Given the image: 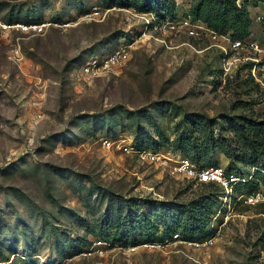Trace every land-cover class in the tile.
<instances>
[{"label": "rangeland", "instance_id": "374dc122", "mask_svg": "<svg viewBox=\"0 0 264 264\" xmlns=\"http://www.w3.org/2000/svg\"><path fill=\"white\" fill-rule=\"evenodd\" d=\"M5 1L4 21L42 27L0 29V264H264V188L254 204L245 194L230 200L175 168L193 161L179 148L187 131L193 142L213 134L230 149L208 165L243 180L264 171L259 159L248 165L239 156L242 134L228 119L262 118L264 89L244 63L227 73L219 48L190 32L194 0H171L175 17L191 20L185 27L142 37L143 11L132 0ZM244 1L264 44V2ZM127 41L134 53L118 70L81 72L92 54ZM205 192L221 200L212 218L221 231L208 248L172 233L152 247L147 234L119 244L101 226L119 199L186 202Z\"/></svg>", "mask_w": 264, "mask_h": 264}, {"label": "trees", "instance_id": "16d2710c", "mask_svg": "<svg viewBox=\"0 0 264 264\" xmlns=\"http://www.w3.org/2000/svg\"><path fill=\"white\" fill-rule=\"evenodd\" d=\"M259 1L264 2V0ZM132 2L135 3L139 11L154 12L159 17L166 15L175 17V9L171 0H132ZM8 4L9 2L0 0V12ZM248 4L247 1L240 4L238 0H194L189 13L221 34H229L232 39H246L253 36L254 24ZM228 119H234L237 130L242 134L240 150L243 153L241 152L239 156L248 165H255L256 159H259L264 166V116L258 118L244 114L237 118L230 116ZM192 135L191 132L185 131L179 148L189 155L198 166H211L208 164L216 151L225 152L230 156V149H228L229 151L225 149L220 139L215 138L213 134L204 136L200 142H193ZM161 146L162 143H157L155 148L158 149ZM231 164L234 165L233 160ZM226 172L229 175L241 176L237 171ZM204 183L217 185L214 182ZM218 187L220 186L218 185ZM262 187L264 188V171L258 169L252 173V178L237 181L230 197L236 199L241 194L256 193ZM244 188H247L248 191H244ZM220 203L219 197L212 192H205L198 198L186 202L166 203L161 200H155L153 203L147 200L130 202L123 198L118 200L116 214L108 205L106 206L101 226L107 227L106 229L113 228L115 233L108 238L124 245L139 243V234L144 236L147 234L148 236L145 238L148 242H153L157 240L156 238L163 239L170 233L190 238L209 237L214 235L217 230L213 226L212 218ZM135 204L139 206L151 204V210L142 212L140 211L142 209H133L132 206ZM159 227H163L164 230L161 235H158ZM150 231L152 233H149Z\"/></svg>", "mask_w": 264, "mask_h": 264}, {"label": "built area", "instance_id": "2783aa9c", "mask_svg": "<svg viewBox=\"0 0 264 264\" xmlns=\"http://www.w3.org/2000/svg\"><path fill=\"white\" fill-rule=\"evenodd\" d=\"M142 17L144 19L143 27L140 37L154 35L153 31L166 32L170 28H174L179 31L180 27H185L189 23L188 18H185V24L179 18L171 15H166L164 17H159L156 13L152 12H142ZM196 24H194V29L188 27L191 33H202L210 39L220 50L222 57V67L228 73L234 64H243L246 67V72L249 77H251L255 82H257L262 89H264V44L257 38L250 36L246 39H232L229 34H221L218 31L212 29L207 23L201 19H196ZM41 28L40 24H26L23 22H6L0 17V29H11V28ZM183 29V28H182ZM134 53V41H127L121 43L110 49L107 52L94 53L81 65V72L87 77L96 78L103 75L109 74L118 70L123 64L129 61ZM104 144L111 146L115 142L111 139L106 138ZM125 150L133 149L132 146L124 145ZM142 153V150H137ZM152 154L151 151H143ZM176 170L188 177H195L199 182H214L219 185L225 194L226 198L230 197L233 192L234 184L243 180L241 177L234 174H227L226 170L220 166H207L200 167L197 163L191 161L190 159L183 157L175 165ZM246 201L248 203H256L260 200L258 192L245 194ZM242 196L239 195L238 198ZM221 227H219L215 234L209 237L196 238V237H183L177 234L181 238L182 242L185 244L192 245L195 248H208L213 243L217 235L220 233ZM101 242V241H99ZM149 246H156L153 242L146 243Z\"/></svg>", "mask_w": 264, "mask_h": 264}]
</instances>
